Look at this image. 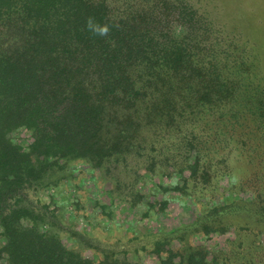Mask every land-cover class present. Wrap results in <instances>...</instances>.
I'll list each match as a JSON object with an SVG mask.
<instances>
[{"label": "trees", "instance_id": "1", "mask_svg": "<svg viewBox=\"0 0 264 264\" xmlns=\"http://www.w3.org/2000/svg\"><path fill=\"white\" fill-rule=\"evenodd\" d=\"M234 3L209 21L187 0H0V264H133L126 252L89 258L85 249L97 247L67 248L59 231L41 230L45 216L22 204L25 191L63 182L80 161L118 185L131 162L153 161L145 146L179 147V132L192 149L205 147L197 122L221 116L239 96L252 98V115L264 114L255 81L264 79L256 70L264 0ZM20 128L32 133L28 152L8 137ZM180 240L176 251L171 240L152 243L166 254L160 264H264L246 261L238 247L237 261L209 262L203 248Z\"/></svg>", "mask_w": 264, "mask_h": 264}, {"label": "rangeland", "instance_id": "2", "mask_svg": "<svg viewBox=\"0 0 264 264\" xmlns=\"http://www.w3.org/2000/svg\"><path fill=\"white\" fill-rule=\"evenodd\" d=\"M187 1L206 20L214 21L236 0ZM203 29L200 39H207ZM256 70L264 73V64ZM255 81L264 92L262 76ZM244 84L256 87L248 81ZM237 99L238 104L224 105L221 116L213 113L197 122L195 132L206 136L205 147L192 149L181 132L175 137L179 147L145 146L153 161L146 166L131 162L118 185L91 164L74 162L68 165L63 182L30 187L22 204L44 214L46 225L41 230L48 225L59 231L67 248L97 247V254L85 249L84 256L89 258L107 250L126 252L133 264H160L166 254L157 255L154 242L171 240L168 247L176 251L184 238L203 248L209 262L222 257L237 261L239 256L231 252L237 247L245 252L246 261H264V127L258 122L264 114L249 112L253 104L249 95ZM240 110L247 115L239 114ZM8 137L24 152L33 142L31 131L25 128ZM198 151L204 154L196 164ZM4 242L0 229V247Z\"/></svg>", "mask_w": 264, "mask_h": 264}, {"label": "clouds", "instance_id": "3", "mask_svg": "<svg viewBox=\"0 0 264 264\" xmlns=\"http://www.w3.org/2000/svg\"><path fill=\"white\" fill-rule=\"evenodd\" d=\"M89 27H90V28H93V26L91 25V20L89 21ZM93 30H94L95 32H97L98 34H100L101 36H103V35H107V33H108V31H109V29H108V27H107L106 25L103 26V27L96 26V27L93 28Z\"/></svg>", "mask_w": 264, "mask_h": 264}]
</instances>
